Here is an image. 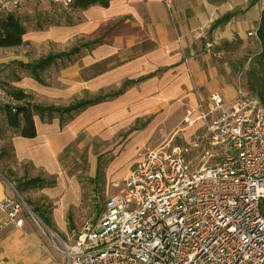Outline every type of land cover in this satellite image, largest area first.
<instances>
[{
  "label": "rangeland",
  "instance_id": "obj_1",
  "mask_svg": "<svg viewBox=\"0 0 264 264\" xmlns=\"http://www.w3.org/2000/svg\"><path fill=\"white\" fill-rule=\"evenodd\" d=\"M74 1L65 5L62 0H29L15 15L26 28L24 44L0 47V175L10 195L18 193L24 199L26 208L35 215L36 221L32 220L43 241L55 251L54 243L59 238L74 240L86 221L99 216L107 199L119 193L113 184L117 181L122 183L128 170L146 151L186 145L196 136L202 135V121L188 125L183 122V117L188 109L198 106L204 109L207 101L198 100L194 104L186 102L180 108V93L177 94L170 86L176 73L172 77L167 76L165 70H160L174 63L175 54L179 53L180 58V9L177 10L180 3L175 9L174 0H163L169 17L164 28H157L156 23L149 21L146 23V37L143 29L138 30L132 46L124 47L122 54L118 52L121 48L119 45L116 48L112 45V37L115 31L119 32L118 26L124 20L107 19L97 24L98 13L94 11L95 8H76ZM203 1L210 5L211 14L207 24L193 31L196 38L193 42L194 57L205 65H217L229 77L234 88L241 77L244 86L257 96L249 88L248 77L250 65L259 50L257 36L248 33L247 40L237 35L230 39L221 38L216 31L218 29L211 30L210 25L226 13L238 15L258 0ZM82 22L85 26L80 32L71 30ZM121 31L129 32L126 28H121ZM198 31H203L205 36H197ZM96 38L102 39L101 44L91 49L84 47L70 59L58 60L41 71L42 82L35 80L27 69L18 64L37 61L49 53L68 51ZM207 42L213 43L210 50L207 49ZM144 50L149 52L147 58L141 60L145 71L156 74L144 82L129 86L116 98L89 107L72 119L65 118L64 126L56 130L58 137L65 133L67 138L70 136L63 148L56 151L54 147L57 142H53L50 136L45 144L34 147L38 152L45 153L43 149H46L49 154L53 151L52 157H46L47 168L44 164L36 165L32 158L17 156L13 139L17 135L7 126L4 116L3 105L12 101L7 90L17 86L30 94L35 103L57 106L110 93L119 89L125 79L139 78L133 73L137 66L131 60ZM191 56L185 51L184 61ZM205 58L207 61L203 60ZM124 65L125 72L122 73L121 67ZM166 80L169 84L168 93ZM54 119L50 124L59 121L58 117ZM206 150L218 155L222 152L221 148L204 143L200 149L192 152L194 164L202 159ZM23 176H40L45 184L19 193L9 179ZM34 207L51 218L56 230L41 220ZM23 215L31 219L27 211ZM60 260L63 261V257Z\"/></svg>",
  "mask_w": 264,
  "mask_h": 264
},
{
  "label": "built area",
  "instance_id": "obj_2",
  "mask_svg": "<svg viewBox=\"0 0 264 264\" xmlns=\"http://www.w3.org/2000/svg\"><path fill=\"white\" fill-rule=\"evenodd\" d=\"M28 1L0 0V21ZM198 120L202 135L146 151L113 184L119 193L99 216L74 240L54 243L60 264H264V100L239 77L232 96L213 91L204 109L183 117ZM204 143L222 152L206 150L194 164L192 152ZM0 211L17 226L25 211L36 221L18 193L1 199Z\"/></svg>",
  "mask_w": 264,
  "mask_h": 264
},
{
  "label": "crops",
  "instance_id": "obj_3",
  "mask_svg": "<svg viewBox=\"0 0 264 264\" xmlns=\"http://www.w3.org/2000/svg\"><path fill=\"white\" fill-rule=\"evenodd\" d=\"M173 3L175 9L178 8L180 3V7L177 9H180V58L178 57L179 53L175 54L174 63L170 66L167 64L164 70L168 74L167 76L170 75L173 77V73H176V77L170 82V86L175 89L177 94L180 93V99H178L180 100V108L186 102L187 104H194L198 100L208 99V96L213 91H220L225 96H232L235 88L231 84L229 77L223 74L225 72H221L215 64L205 65L200 63L193 55L195 50L193 42L196 41L193 31L209 22V15L211 14L210 5L203 0H174ZM90 7L95 8L94 11L98 13L96 17L97 24L101 20L104 21L107 19L124 20L120 24V27L118 26L119 32L115 31L112 37V45L115 48L116 45L121 47L118 49V52L120 51L119 53L124 51V47L132 46L133 39L138 30L143 29L144 36L146 37V23L149 21L156 23L157 28H161L169 20L168 10L163 0H109V6L107 8L97 4ZM263 10L264 0H258L252 6H247L241 13L224 24V26H218V30L216 31H218L221 38L230 39L234 35H237L238 38L247 40L248 33L257 30ZM83 25V22L79 23L78 26L74 25L71 30L80 32L83 29ZM149 27L151 26L149 25ZM121 28H126L129 32L123 33ZM185 51L186 53L192 54L186 61H184ZM148 53L147 50H144L142 54H139L131 60L137 66L133 72L136 76L140 77L151 73L145 71L144 63L141 62V60L147 58ZM179 60L180 63H178ZM203 60L207 61V58ZM124 67L126 66L124 65L121 67L122 70L120 69L122 73L125 72L123 70ZM165 82L168 86L165 85L166 92L168 93L169 84L167 80ZM168 98L169 96L166 94V100ZM171 104L176 105L177 103ZM36 118L40 119L39 116H36ZM36 118L37 135L34 138H25L17 135L13 138L14 146L19 158H32L36 165L44 164L47 168L46 157H52L54 155L53 151L51 150L49 154L46 149H43L45 153L38 152L34 147L37 144H45L50 136L53 142L55 140L57 142L54 147L57 151L65 146L70 136L67 138L65 136L67 133L63 134L62 137L57 136L56 130L60 127V121H54L50 124L51 121L46 122L40 119L42 123L38 122ZM6 195H10V193L5 181L0 175V200ZM61 257L62 255L59 252L50 249L43 241L32 218L24 217V224L17 226L15 222L9 221L6 215L0 211V264H60L62 262L60 260Z\"/></svg>",
  "mask_w": 264,
  "mask_h": 264
},
{
  "label": "trees",
  "instance_id": "obj_4",
  "mask_svg": "<svg viewBox=\"0 0 264 264\" xmlns=\"http://www.w3.org/2000/svg\"><path fill=\"white\" fill-rule=\"evenodd\" d=\"M73 4L74 7L81 9H87L96 4L107 8L109 6V0H75ZM235 15H237V13L234 12L222 15L213 21L211 29L226 24ZM25 33V26L15 15H11L7 19L0 21V47H18L23 45V37ZM256 36L259 43V50L248 70L249 88L256 93L257 97L264 100V10L261 13ZM101 41L102 39L96 38L84 42L81 46H74L68 51L49 53L37 61L27 63L18 62V64L27 69L35 80L42 82L43 79L40 75L41 71L50 67L58 60L70 59L73 55L80 53L81 48L85 47L91 49L92 47L101 44ZM164 69L165 68H162L160 70ZM153 74L155 73L140 76L137 79H125L117 90L110 93L80 98L64 106L35 103L32 101V96L30 94L26 93L20 87L14 86L6 91L12 101L3 105L5 121L7 126L12 129L16 135L25 138H34L37 135L34 116L37 115L42 121L46 122H50L58 117L60 126H64L66 123L65 118L72 119L75 115L89 107L118 97L123 94L129 86L143 82ZM25 178L26 177L23 176L15 180L11 178L9 179L11 183H14L15 188L19 193L29 188L44 186L45 184V180L40 176ZM26 202L31 205L29 201ZM34 211L48 227L56 230L51 218H49L45 212L38 210L36 207H34Z\"/></svg>",
  "mask_w": 264,
  "mask_h": 264
}]
</instances>
